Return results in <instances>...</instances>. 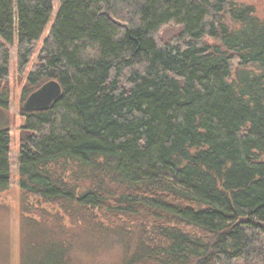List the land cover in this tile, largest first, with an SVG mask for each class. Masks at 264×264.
Here are the masks:
<instances>
[{
  "label": "trees",
  "instance_id": "obj_1",
  "mask_svg": "<svg viewBox=\"0 0 264 264\" xmlns=\"http://www.w3.org/2000/svg\"><path fill=\"white\" fill-rule=\"evenodd\" d=\"M58 1L37 46L53 1L0 0V192L10 46L20 74L37 57L21 100L62 88L20 107L19 264H264V17L233 0ZM100 244L114 258L89 262Z\"/></svg>",
  "mask_w": 264,
  "mask_h": 264
},
{
  "label": "rangeland",
  "instance_id": "obj_2",
  "mask_svg": "<svg viewBox=\"0 0 264 264\" xmlns=\"http://www.w3.org/2000/svg\"><path fill=\"white\" fill-rule=\"evenodd\" d=\"M53 1V12L48 24L37 42V46L41 45L45 37L48 35L50 27L53 23L55 15L59 7L58 0ZM236 5H251L254 12L259 17H264V0H233ZM178 27L170 24L160 29L158 37L162 41H168L179 34ZM16 38V37H15ZM37 61L36 54L32 57L28 68L23 74L17 71V43L10 46L9 60V76L8 86L10 90L9 114L11 124L9 130V164H10V186L6 191L0 192V264H19V204H20V188L18 184V162L19 148L21 139V124L23 118L20 115V107L24 100L22 97V88L26 81V76L33 63ZM51 209L50 206L42 205ZM96 252V253H95ZM94 257H89V262L113 259L117 253L116 247L111 245L100 244L94 248ZM94 259V260H93ZM96 259V260H95Z\"/></svg>",
  "mask_w": 264,
  "mask_h": 264
},
{
  "label": "water",
  "instance_id": "obj_3",
  "mask_svg": "<svg viewBox=\"0 0 264 264\" xmlns=\"http://www.w3.org/2000/svg\"><path fill=\"white\" fill-rule=\"evenodd\" d=\"M62 88L57 80L51 79L31 92L23 103L27 110L47 108L61 95Z\"/></svg>",
  "mask_w": 264,
  "mask_h": 264
}]
</instances>
